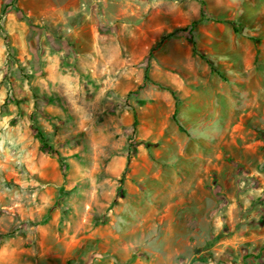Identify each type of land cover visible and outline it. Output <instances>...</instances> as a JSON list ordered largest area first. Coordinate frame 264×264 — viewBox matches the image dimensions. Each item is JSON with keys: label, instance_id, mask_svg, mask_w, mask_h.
<instances>
[{"label": "rangeland", "instance_id": "rangeland-1", "mask_svg": "<svg viewBox=\"0 0 264 264\" xmlns=\"http://www.w3.org/2000/svg\"><path fill=\"white\" fill-rule=\"evenodd\" d=\"M64 1L0 0V264H93L125 228L111 258L158 264L174 224L264 264V0ZM196 147L222 170L194 232L165 215Z\"/></svg>", "mask_w": 264, "mask_h": 264}, {"label": "crops", "instance_id": "crops-1", "mask_svg": "<svg viewBox=\"0 0 264 264\" xmlns=\"http://www.w3.org/2000/svg\"><path fill=\"white\" fill-rule=\"evenodd\" d=\"M86 3H84V2ZM106 3V1L104 0ZM89 1L85 0H65L63 2V6H89ZM93 5L90 6H96V4L91 1ZM204 131V133L202 132ZM199 135H210L209 132L205 130H201L198 132ZM179 154L182 157H185V152L182 148L179 149ZM191 160L189 168L186 169V166H184L182 163L179 165V171L181 173L178 175V184L177 186V192H174V197H177V200H175V203L172 206V212L170 215H165V217L171 218L172 220H179L182 219H188L190 220V226L189 229L194 232H196V227L192 225L191 220L196 218V216L192 215L191 212H186L183 215H180L179 212H183L186 208V204H195L201 203L202 198L205 197L206 193L209 194L210 191V185L213 177L214 171H221L222 166H219L216 161L212 158V154L210 151L201 150L200 147H196L195 153L193 155V158H189ZM193 160V162H192ZM224 167V166H223ZM185 170H188L191 172H194V175L185 173ZM187 174V175H186ZM186 177V178H185ZM220 188V187H219ZM204 195V196H203ZM173 200V201H174ZM188 209V208H186ZM188 211V210H187ZM246 228L243 227V230L241 234H244V230ZM126 228L124 229V235L122 238H119L122 233H111V235L107 239V251L108 253L105 255H101L102 257H108L107 258H96L93 261V264H125L122 261H125V258H121L122 260L116 259L115 257L111 258V255L109 253V250H115L116 246V239H120L121 246H118V248H123L124 250H129L131 244L126 239ZM180 234V231L178 227L174 224L173 226H167L163 229V233L159 237L160 242L157 244V248L155 249L157 252V255L161 258V263L158 264H208V258L205 256V252H202L201 254L194 253L192 255L189 254V247L187 246V243L183 245L180 239H178V235ZM119 235V236H118ZM172 236V243L169 242V236ZM118 237V238H117ZM243 240L245 239V235L243 236ZM106 247V246H105ZM103 249V248H101ZM229 251V248L224 247L222 251ZM100 256V255H99ZM183 256L184 258H181ZM264 257V254H263ZM225 259V260H224ZM223 261L226 264H240L242 262L241 259H236L234 257H230V254H226ZM210 264V263H209Z\"/></svg>", "mask_w": 264, "mask_h": 264}, {"label": "trees", "instance_id": "trees-1", "mask_svg": "<svg viewBox=\"0 0 264 264\" xmlns=\"http://www.w3.org/2000/svg\"><path fill=\"white\" fill-rule=\"evenodd\" d=\"M195 24H196V23H194V25H195ZM171 93L174 94V92H171ZM173 119L176 120V114L174 115ZM41 140L44 141V139H43L42 137H41Z\"/></svg>", "mask_w": 264, "mask_h": 264}]
</instances>
